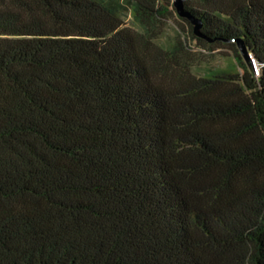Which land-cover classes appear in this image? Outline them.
Returning <instances> with one entry per match:
<instances>
[{"label":"trees","instance_id":"obj_1","mask_svg":"<svg viewBox=\"0 0 264 264\" xmlns=\"http://www.w3.org/2000/svg\"><path fill=\"white\" fill-rule=\"evenodd\" d=\"M169 3L0 0V264H264V0L185 2L259 68L200 76Z\"/></svg>","mask_w":264,"mask_h":264},{"label":"rangeland","instance_id":"obj_2","mask_svg":"<svg viewBox=\"0 0 264 264\" xmlns=\"http://www.w3.org/2000/svg\"><path fill=\"white\" fill-rule=\"evenodd\" d=\"M169 5L168 12L159 27L158 42L164 48L170 47L173 43H183L185 47L178 50V56L181 62L189 64L194 74L200 76L213 71H239L241 66L236 54L246 63L237 46L235 52L234 48L226 45L200 44L192 37L190 23L186 22L175 9L174 0H170ZM199 6L195 5V7ZM125 22L129 28L141 32L136 20L130 14L126 16ZM251 64L257 74L259 68L256 61L252 60Z\"/></svg>","mask_w":264,"mask_h":264},{"label":"water","instance_id":"obj_3","mask_svg":"<svg viewBox=\"0 0 264 264\" xmlns=\"http://www.w3.org/2000/svg\"><path fill=\"white\" fill-rule=\"evenodd\" d=\"M186 1H189V0H174V7L177 10L178 14L182 18L187 19L193 25L194 34L196 35V37L202 38V39H206L209 42H212L213 40H210V39L206 38L202 34V32H201V28H202L201 22L185 8L184 4H185ZM199 1H201V0H199ZM237 47H238V49H239V51L241 53V56L245 60L246 64H251L252 60H253V57L249 53L245 43L242 40H238L237 41Z\"/></svg>","mask_w":264,"mask_h":264}]
</instances>
